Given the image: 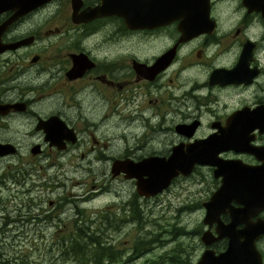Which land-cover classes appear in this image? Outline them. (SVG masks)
Wrapping results in <instances>:
<instances>
[{
	"label": "flooded vegetation",
	"instance_id": "flooded-vegetation-1",
	"mask_svg": "<svg viewBox=\"0 0 264 264\" xmlns=\"http://www.w3.org/2000/svg\"><path fill=\"white\" fill-rule=\"evenodd\" d=\"M39 1L27 8L0 0V150H13L0 153V200L21 205L16 215L0 210V237L62 228L54 214L60 193L39 191L62 193L52 172L76 150V172L104 167L108 179L131 183L125 211L129 202L155 204L169 189L196 195L194 226H183L188 264L204 250L223 253L231 238V264H264V0H208L207 16L185 33L179 18L158 23L154 0ZM198 141L196 150L211 149L203 157L210 162L192 158L188 173L152 195L111 173L119 157H167ZM116 186L106 191L117 195ZM72 193L61 195L77 209Z\"/></svg>",
	"mask_w": 264,
	"mask_h": 264
},
{
	"label": "rangeland",
	"instance_id": "rangeland-1",
	"mask_svg": "<svg viewBox=\"0 0 264 264\" xmlns=\"http://www.w3.org/2000/svg\"><path fill=\"white\" fill-rule=\"evenodd\" d=\"M116 133L115 129H111L109 134ZM107 134V136H109ZM115 135L111 137L104 138L106 142L113 144V138ZM129 140V139H128ZM104 153L111 154L113 156L119 157V154L126 153L127 150H103ZM76 150H70L66 153V160H64L60 167H58L56 172H52L51 170H47L46 173L53 174L52 178L55 184L60 183L61 187H63L62 193L65 194L69 191L73 192L72 196L75 197L76 200L80 199L84 196V201H79V205L77 206L79 212L78 216L81 219L90 220L91 224H95L97 220L94 215L99 213L101 209L109 205L110 207H118V203L122 205V203L130 198L126 197L128 194L125 192L128 190L129 192L132 190L131 183L128 180L126 182H122L119 179H108L107 176H104V172H107V169L102 167L98 168L93 173H88L87 171H80L79 173L73 170V167L76 162ZM126 155V154H125ZM124 156V155H123ZM120 158V157H119ZM118 158V159H119ZM127 158V157H126ZM124 159V158H122ZM134 161L131 158H128ZM112 161V160H111ZM15 163V160H13ZM47 162V160H46ZM111 163V162H110ZM97 164L94 163L92 165V170L96 168ZM110 172V170H109ZM122 172H120L121 174ZM81 174V175H79ZM115 175V174H114ZM46 174H42V178L44 179ZM48 177V176H47ZM130 179V178H126ZM48 180V178H46ZM73 182H79L78 184L72 185ZM117 184V188L119 193L117 195H112L106 191V186L108 183ZM12 184H9L11 187ZM39 189L40 187H34ZM47 188V187H45ZM56 190V191H55ZM11 192H14L12 190ZM41 194L48 198H54L58 193H61V189H53L49 192L47 190H40ZM10 193V191L2 190L1 191V199H5L6 194ZM82 196H79V195ZM159 202L153 204L147 202L148 206H151L154 212L161 213L165 211L166 214H170L171 209L176 206H184L183 211L180 216V224L186 228L194 226L196 220V214L192 211L193 204L196 202V195L191 193L188 189L185 188H177L175 190L169 189L165 190L161 196H159ZM47 199V198H45ZM166 200L170 201L167 202ZM47 203L43 201V203L39 204L40 207H45ZM37 205V204H36ZM158 205H162V208L159 209ZM20 203L18 201L15 202H7L5 211H11L14 207H20ZM68 211H63L57 213L58 216H61L63 220L67 223L61 226L62 228H58L53 226L46 228H34L30 230H23L22 228H18L14 230L13 233H5L8 235L0 237V264H82L86 263L92 254V246L87 242V240L82 236L80 239L76 234H73L75 225L69 223V221L75 216H65L63 213H69L72 210L71 207L68 206ZM121 208V207H120ZM120 208L115 211V214L120 212ZM14 214V213H13ZM51 221V220H48ZM60 226V225H59ZM71 230V231H68ZM155 230L157 228L155 227ZM41 231L43 234L40 237L37 232ZM139 233L137 229L133 227L132 224L123 225V227L118 228L116 230L111 229L110 231L105 232V237L101 238L102 243L106 245L112 246V251H115V246L122 250L121 252L116 251V256L113 259L116 261L113 264H122V261L127 254L130 253L131 247H127L135 235ZM69 241L75 242L78 245V248L81 249L83 253L77 252L73 257L67 256L69 251L66 249L65 245L68 244ZM127 247V248H126ZM159 248L154 247L152 252L144 254L141 257H136L132 261L124 263V264H140L143 259L152 257L154 253H157ZM77 259V260H75ZM108 264V263H107Z\"/></svg>",
	"mask_w": 264,
	"mask_h": 264
},
{
	"label": "trees",
	"instance_id": "trees-1",
	"mask_svg": "<svg viewBox=\"0 0 264 264\" xmlns=\"http://www.w3.org/2000/svg\"><path fill=\"white\" fill-rule=\"evenodd\" d=\"M68 199L67 195H60L56 198V204L54 209V214L59 212L68 211V206L71 207L72 202H66ZM162 200V199H161ZM78 199L74 201L75 205H79ZM167 202H170L166 200ZM1 206H6L5 202L0 200V210H5ZM128 208L130 210L125 211L123 209V203L118 207L102 208L99 213L95 214L94 217L99 220L95 221V224L90 225V220L81 219L77 214L79 212L78 208H72L69 213H63L65 216L75 215L69 223L74 224V232L80 239L82 236L87 240V242L92 246V254L90 259L86 263L82 264H113L116 261L113 259L116 256V251H122L115 246V251H112V246L102 243L103 237H105V232L111 229H118L126 224H132L135 229L138 230L132 240V242L127 246L131 247V251L126 257L120 261L122 264L127 263L135 259L136 257H141L144 254L152 252L154 247L159 248L157 253H154L152 257L143 259L140 264H188L187 254L190 251V245L185 241V236L187 235V230L180 224V214L182 212V207L178 206L171 209L170 214H166L165 211L154 212L151 206H148L145 200L142 201L139 206L137 202L128 203ZM121 207V208H120ZM33 209V205L31 206ZM120 208V212L115 214L114 212ZM161 209L162 205H158ZM138 209V210H137ZM137 210V222L134 221L133 211ZM19 207H14L12 213L20 212ZM24 211V210H22ZM31 210L30 213L33 214ZM9 214V212H5ZM29 215V214H28ZM49 215H45V219L49 220ZM60 220V219H59ZM61 222L66 224L67 222L61 218ZM21 223H23L21 221ZM155 227L157 230H155ZM41 232V231H39ZM66 249L69 251L67 256L73 257L74 254L83 253L81 249L75 242L69 241L65 245ZM126 247V248H127ZM77 260V259H75Z\"/></svg>",
	"mask_w": 264,
	"mask_h": 264
},
{
	"label": "water",
	"instance_id": "water-1",
	"mask_svg": "<svg viewBox=\"0 0 264 264\" xmlns=\"http://www.w3.org/2000/svg\"><path fill=\"white\" fill-rule=\"evenodd\" d=\"M26 3L27 8L32 7L35 3H39V0H23ZM156 3V9L163 13L157 17L158 23L167 20H174L176 18L181 19L178 25V29L185 33L190 29H197L198 25L191 23L193 19L205 18L208 10V0H154ZM17 2V0H15ZM32 5V6H31ZM15 13H22L20 10H15ZM188 19V20H187ZM189 35V34H188ZM50 120V119H49ZM49 120L42 121L44 124ZM56 120V119H55ZM54 121V120H53ZM52 122V121H51ZM201 141L197 144L191 145L186 150L180 148H173L170 155L167 157L148 156L143 157L137 161L130 159H116L111 164V173L117 174L122 172L125 178H133L136 192L144 197L152 195L164 187H166L170 179L178 172L186 174L192 167L189 161L192 158H196L199 161L208 163V159L203 158L205 156L204 150H211L205 148L204 150H196L199 148ZM216 150H219L216 147ZM12 152L13 150H0L3 152ZM197 162V161H196ZM219 191L214 195V198L218 195ZM250 244L253 245V236L250 235ZM246 244V241H244ZM236 245L232 241V238L227 244V248L223 253L213 255L211 251L204 250L195 264H231L232 250Z\"/></svg>",
	"mask_w": 264,
	"mask_h": 264
}]
</instances>
